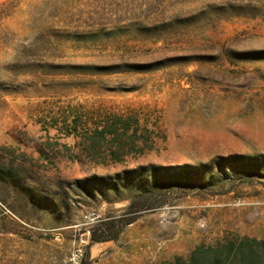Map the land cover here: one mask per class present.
<instances>
[{
    "label": "rangeland",
    "instance_id": "374dc122",
    "mask_svg": "<svg viewBox=\"0 0 264 264\" xmlns=\"http://www.w3.org/2000/svg\"><path fill=\"white\" fill-rule=\"evenodd\" d=\"M263 155L264 0H0V264L264 241Z\"/></svg>",
    "mask_w": 264,
    "mask_h": 264
},
{
    "label": "trees",
    "instance_id": "16d2710c",
    "mask_svg": "<svg viewBox=\"0 0 264 264\" xmlns=\"http://www.w3.org/2000/svg\"><path fill=\"white\" fill-rule=\"evenodd\" d=\"M256 161L255 158H252L251 161ZM258 170L257 173L264 177V155L258 159ZM255 164V163H254ZM146 169L140 168L138 172L140 175L137 178H134V174L136 171H126L124 173V180H126L127 184H132V181L135 179L137 182L133 183L137 185L140 195L143 196L146 193H150L151 189H147L142 187L145 185L147 177L144 174ZM151 170V178L156 179L159 172L154 170V167ZM183 178V176H182ZM181 178V179H182ZM148 181V180H147ZM117 183V182H116ZM83 184V185H82ZM106 183H104L103 178L101 177H93L90 180H85L84 183H80L79 187L83 188L86 193L90 196H94L97 191H102L103 187L106 188ZM116 192L120 189L119 185L111 183L109 185ZM133 201L134 198H131ZM109 237H103L101 239L93 238V241L101 242L108 241ZM248 244V245H246ZM253 245H259L260 250L255 249ZM205 249L203 247H198L193 254L190 256V261L193 264H262L264 263V241H258L256 239H245L238 246L235 244H224L221 247L217 248H209V263L207 258L205 257Z\"/></svg>",
    "mask_w": 264,
    "mask_h": 264
}]
</instances>
